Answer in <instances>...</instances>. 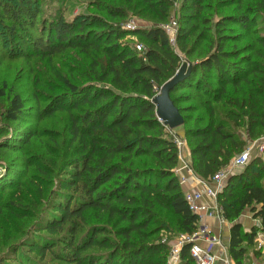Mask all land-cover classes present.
Returning <instances> with one entry per match:
<instances>
[{"label":"trees","instance_id":"trees-1","mask_svg":"<svg viewBox=\"0 0 264 264\" xmlns=\"http://www.w3.org/2000/svg\"><path fill=\"white\" fill-rule=\"evenodd\" d=\"M17 1L13 6L0 0V27L3 26L15 41L16 49L22 52L20 57L51 59L71 49L88 57L96 52L104 60L101 57L95 59L91 80L109 83L112 87L105 86L107 84L80 87L63 73H57L68 92L64 97H56L53 110H68L82 104L92 107L80 117L71 116L72 142L78 140L85 154L68 163L70 168L61 177L66 192L57 191L54 198H50L52 209L36 224V230L46 234H38L26 245L47 264H168V243L156 237L158 230L149 229L158 209L170 212L178 230L189 235L197 230L199 221L198 215L190 209L175 172L180 156L175 135L158 118L156 105L152 102L162 85L183 63L168 34L161 27L111 28L100 15L82 16L73 21L57 15L54 21L42 24L41 34L32 38L29 29L37 25L39 16V9L33 5L40 0ZM141 1L152 10L157 8L161 18L168 13V0ZM203 1L194 3L195 13L177 33L182 42L181 50H186L189 39L197 33V24H190L200 19L207 23L201 16ZM242 1L232 0L227 5ZM245 6L247 11L221 19L217 29L224 32L219 35L221 41L216 50L198 64L190 61L193 63L191 74L171 91V98L184 117L183 126L192 121L193 116L184 114L187 109L180 102L193 99L191 93L196 91L200 99L197 109L205 108L197 118L198 126L186 128V138L191 146L190 166L203 180H210L246 149L242 133H248L251 138L264 136V66L250 61L247 67L242 63L229 67L226 60L239 55L230 54L221 46L222 39H229L226 26L231 25L228 31L256 29L257 17L253 13L264 10V0H249ZM107 15L124 18L127 13L120 8H109ZM127 35H139L150 45L139 53L130 44L120 42ZM197 37L198 43L204 40L206 29L203 28ZM257 39L264 44L262 36ZM256 53L260 55L259 51ZM201 70L202 76L198 77ZM182 89H189V92L175 96ZM0 98L9 101L2 121L11 123L24 116L25 100L7 82H3ZM218 104L228 108L224 120L217 122ZM188 110L196 109L188 107ZM207 117L209 120L205 123ZM82 124L89 126L87 132L81 131ZM28 135L25 137L27 142ZM20 145L23 144H4L3 147L18 150ZM142 156H151L155 166L146 163L142 168L125 166L124 163H132ZM29 165L28 162L23 165L21 177L16 173V166H8L10 173L5 182L0 181V193L8 188L19 189ZM263 179L264 160L258 157L243 173L232 176L218 195L226 220L233 223L228 248L236 264H246L258 231L254 227L251 232H245L242 224L236 221L247 207L255 211L264 230ZM109 183L111 187H107ZM257 205L261 208L257 209ZM15 206L21 207L12 201L10 208ZM88 209L100 212L105 222L94 224L84 232ZM110 225L117 228L115 232L121 238L110 236L113 234ZM191 247V243L183 245L179 264H197L191 255ZM95 248L105 251H90ZM2 253L0 264H37L28 257H18L16 247L9 255Z\"/></svg>","mask_w":264,"mask_h":264},{"label":"rangeland","instance_id":"rangeland-1","mask_svg":"<svg viewBox=\"0 0 264 264\" xmlns=\"http://www.w3.org/2000/svg\"><path fill=\"white\" fill-rule=\"evenodd\" d=\"M3 2L11 3L13 6L18 3L17 0H3ZM195 2L197 0H168V13L164 18H161L159 11L156 10L157 8L152 10L148 8L147 3L141 0H40L37 5H33L34 8L37 7L39 9L37 25L29 29V32H31L32 38L38 37L41 34L42 26L45 23L48 24L50 21H54L57 15H63L66 20L70 21L77 20L82 16L100 15L106 18L107 22L112 26L111 28H130L129 30H134L132 29L134 26L136 28L161 27L168 34L174 51L181 57V62L188 60L198 64L218 47L221 41L219 35H223L221 32H224L223 29L221 32L217 29L221 19L224 16L239 15L247 11L245 5L249 0H243L240 4L229 5L227 3L232 2V0H204L201 16L207 20V23L200 19L190 24V26L197 24V33L189 39L186 50H181L182 42L177 38V33L180 28L186 25L187 18L195 13L193 8ZM109 8L114 10L120 8L127 13V16L124 18H112L107 15ZM253 16L257 17L254 27L256 29L251 30V32L232 29L228 31L231 25L225 27L229 39L227 41L222 39L221 46L224 51L239 55L226 60L229 67L238 63H242L243 66L247 67L250 61L258 62L264 66V44L257 39L260 36L264 38V10L254 12ZM203 28L206 29V38L198 43L197 36L202 32ZM120 42L130 44L136 51H138L137 44H142L145 49L150 45L139 35H127ZM256 51H259L260 55ZM21 53V51L19 52L16 49L15 41L5 31V28L1 26L0 89L3 82L13 86L25 100V114L18 121L11 123L2 121L3 112L7 109L9 101L6 98H0V181L5 182V179L9 176L8 166H16V173L21 177L25 169L23 165H26V162L30 163V165L28 170H25L26 173L22 177L19 189L8 188L0 193V253L2 251V254L9 255L12 252V248L16 247L18 249V257H23L24 259L28 257L37 264H47L46 261L40 260L36 252L30 251V247L26 245V242L37 237L38 234H46L45 232L37 231L36 224L52 209L50 198H54L57 191L66 192L62 188L61 177L64 175V171L70 168L68 163L74 158H82L85 154V151H82V146L78 144V140L72 142L71 116L80 117L84 112L92 108L88 104H82L77 108H69L68 110H53L54 107H51L53 102H56V97H64L68 92L65 85L59 81L57 73H63L69 81L80 87H89L93 84H107L105 86L112 87L109 83L91 80L95 59H100L101 57L96 52L88 57L76 49H71L51 59L39 56L27 59L20 57L19 54L21 55ZM101 60H104V58L101 57ZM214 73L217 74V72ZM201 76L202 70L199 71L198 77ZM208 83L212 86L213 82L209 79ZM188 92L189 89H182L176 92L175 96ZM191 94L193 99L182 101L179 104L187 109L184 114L186 116L192 115L193 120L189 123L187 122L186 126H180L172 131L175 138L179 137L184 144H188L189 148L191 146L186 138V128L187 126L191 128L197 127V118L205 111V108L197 109L200 99L196 96V91ZM188 107H194L196 110H188ZM217 108L218 116L216 121L218 122L222 119L224 120L225 110L228 107L218 104ZM79 120L80 122L82 121V119ZM208 120L209 118L207 117L205 123ZM88 129V125H81V131L87 132ZM27 134H29L28 142L25 140ZM4 144L28 145H25L24 149H22L23 145H20L21 148L18 150L13 148L8 150L3 147ZM190 154L188 156L185 152L181 154L182 158L189 164L191 162ZM116 160L120 159L117 158ZM145 163L155 166L151 156H142L134 159L132 163L127 162L124 164L130 168H142ZM181 171L182 173H180ZM184 171V162L179 156V164L175 172L179 176L180 181L183 178H189ZM194 175L197 176L195 172ZM193 178L195 177L193 176ZM111 186L112 184L109 183L107 187ZM188 193L189 191L185 194ZM12 201L21 207L17 208L15 206L14 209H11L10 203ZM15 211L16 213H13ZM103 222H105V219L101 217L100 212L88 209L83 231L85 232L86 229L94 224ZM175 222V217L170 212L159 208L156 219L149 228L150 230H158L156 237L168 243V264L172 260V250L174 248L181 249L183 242L186 241L189 235L178 230ZM200 223L198 222L199 227H197L196 231H200ZM228 224H230L229 221L227 222ZM110 228L113 230V234L110 235L112 238H121L115 232L117 228L111 225ZM90 251L102 253L105 250L95 248ZM180 261L173 264H179ZM54 264L62 263L56 262Z\"/></svg>","mask_w":264,"mask_h":264},{"label":"built area","instance_id":"built-area-1","mask_svg":"<svg viewBox=\"0 0 264 264\" xmlns=\"http://www.w3.org/2000/svg\"><path fill=\"white\" fill-rule=\"evenodd\" d=\"M135 28L136 26L132 27V29ZM136 47L139 52H142L144 50L142 44H137ZM175 141L180 149V157L181 160L184 162L185 170L187 172H192L193 170L190 164L186 162V160L182 158L181 155L182 152L185 151L184 148L186 147V144H184L179 137L175 138ZM262 156H264V141L258 144L257 146L246 148L243 152L236 155L233 158L231 164L216 173L210 180L202 179L201 182L204 185V191L191 190L188 194H186V199L189 203L190 209L199 217L198 222H202L205 216H214V213H216L220 221H225L226 218L224 217V213L221 207L218 208L216 212H214L208 207L201 205L199 203V200L204 195H207L210 198L217 199L219 193H221L227 185L228 178L231 176L233 168L245 167L253 158ZM186 181L187 179L183 178V182ZM201 242H205V244L203 245L201 244ZM187 243L192 244L191 255L194 257L197 264H216L217 260L222 258L219 254L216 253V246H219L218 248L226 249V246L223 244L221 238L212 235L210 229L205 225H201L200 231L198 230L192 235H188L186 241L183 242V245ZM255 248L259 252V255H257L261 259V262H258L257 264H264V230L262 228V222L260 219L258 221V231L255 237ZM181 249L174 248L172 250V260L170 264L181 260ZM224 261L228 263L229 258H224Z\"/></svg>","mask_w":264,"mask_h":264},{"label":"crops","instance_id":"crops-1","mask_svg":"<svg viewBox=\"0 0 264 264\" xmlns=\"http://www.w3.org/2000/svg\"><path fill=\"white\" fill-rule=\"evenodd\" d=\"M242 138L244 139V141H246V146L245 148H250V147H254L257 146L258 144H260L261 142H263L264 140V136L262 137H258V138H251L248 133H242ZM188 144H186L185 149V153H187V156L189 155V153H191V150L188 146ZM191 156V154H190ZM236 156V155H235ZM258 158V157H256ZM256 158H253L245 167L242 168H233L232 174L231 176L228 178V182L230 180V178L234 175H240L241 173L244 172L245 168L252 163V161ZM262 158V160H264V157H259ZM232 163V161L230 162V164ZM178 170V169H177ZM179 171V170H178ZM182 173V171L180 172ZM184 173L189 177L187 179L186 182H183V180L181 181L182 186L186 192H190L191 190H200V191H204V185L202 184V178L195 176L194 175V171L192 172H187L186 170L184 171ZM181 175V174H180ZM184 175V174H183ZM195 177L192 179V177ZM182 179V178H181ZM227 182V183H228ZM261 183H264V179L263 181H261ZM199 203L201 205H204L206 207H208L210 210H213L214 212L217 211L218 208H220V204H219V200L214 199V198H210L207 195H204L200 200ZM257 209L261 208V205H257L256 206ZM214 216H205L203 221L199 224L200 227L201 225H205L207 226L212 235H215L217 237H220L223 244L226 246V249H222V248H218L219 246H216V253L219 254L222 258L217 260L216 264H236V262L233 260V258L231 257V254L229 252V244H230V230L233 224L230 222V224L227 225L228 220L225 219L224 222L220 221V219L217 217L216 213H214ZM227 221V222H226ZM237 222H239L240 224H242L243 229L245 230V232H251L253 230L254 227H256L258 229V221L259 218L255 217V211H253L252 208L247 207L243 213L241 214V216L236 220ZM199 227V226H198ZM201 244H205V242H201ZM257 250L255 248V245L253 246V248H251L249 250L248 256H247V262L246 264H257L258 262H261L260 257L257 255ZM228 257L229 258V262L226 263L224 261V258Z\"/></svg>","mask_w":264,"mask_h":264},{"label":"water","instance_id":"water-1","mask_svg":"<svg viewBox=\"0 0 264 264\" xmlns=\"http://www.w3.org/2000/svg\"><path fill=\"white\" fill-rule=\"evenodd\" d=\"M192 69L193 63L188 60L183 61L177 73L162 85L160 92L152 99V102L156 105L158 118L170 130L183 126L185 121L179 108L171 98V91L191 74Z\"/></svg>","mask_w":264,"mask_h":264}]
</instances>
